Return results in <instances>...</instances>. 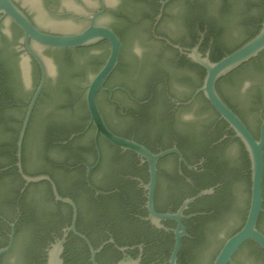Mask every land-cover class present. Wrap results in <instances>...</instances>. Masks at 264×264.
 Here are the masks:
<instances>
[{
	"label": "flooded vegetation",
	"instance_id": "obj_1",
	"mask_svg": "<svg viewBox=\"0 0 264 264\" xmlns=\"http://www.w3.org/2000/svg\"><path fill=\"white\" fill-rule=\"evenodd\" d=\"M12 1L44 34L82 31L93 19L94 25L108 27L118 35L122 69L113 76L114 71L104 84L110 92L96 94L97 107L116 136L142 145L153 155L172 149L182 155L183 161L177 153H170L156 163L153 209L157 214L174 215L185 201L213 190L182 212L180 222L186 235L181 237L177 253L178 264H212L230 234L245 222L251 196L249 160L228 125L204 96L196 93L204 78L196 68L200 66L162 39L182 49L198 47L203 55L210 54L214 42L213 37L207 38V31L211 26L218 28V3L174 0L164 7L158 20L162 0ZM176 1L181 3L173 10ZM252 8L256 14L241 26L245 37L231 46V34L219 37L221 53L236 47L260 26L264 4L256 0ZM187 13L192 16L184 24ZM108 19L116 26L107 24ZM171 20L179 21L178 39L163 31ZM99 48H104L103 56L108 57L106 41L75 49L26 41L23 30L9 16L0 14V249L12 236L0 264H46L50 251L71 226L72 208L56 201L45 181L25 186L16 167L17 139L42 81V67L45 82L22 145L23 173L50 177L58 194L74 202L75 229L97 251L96 264L127 259L139 264H168L177 223L161 220L163 228H158L149 220L148 163L101 136L98 156L95 128L89 126L86 105L87 85L93 76L85 77L83 72L92 69ZM77 54L85 55L83 61ZM243 77L246 80L237 81L231 88L220 87V94L258 139L264 121V56L253 59ZM85 115L88 119L82 126ZM236 144L238 150L233 151ZM37 161L45 168L30 170ZM262 190L263 212L257 228L264 234V173ZM237 219L239 224L221 234ZM256 247L254 264H264L259 256L264 251ZM240 249L233 256L236 264H244L238 258ZM60 259L63 264H93L89 245L72 232L62 246Z\"/></svg>",
	"mask_w": 264,
	"mask_h": 264
},
{
	"label": "water",
	"instance_id": "obj_2",
	"mask_svg": "<svg viewBox=\"0 0 264 264\" xmlns=\"http://www.w3.org/2000/svg\"><path fill=\"white\" fill-rule=\"evenodd\" d=\"M174 0H162L160 1V12L157 16V19H161L164 7ZM231 10L229 15H226L224 18L228 20V33L231 34L232 42L229 46L234 45L236 42L245 37L246 32L241 30L242 19L245 17H251L256 14V11L252 8V4L256 0H229ZM181 2H176L175 6L171 9H175L180 5ZM0 14L9 16L24 32L26 41L32 39L36 44L50 47V48H64V49H75L82 47H89L95 45L101 41L108 42L110 46L109 55L99 69V71L91 78L90 82L87 85L86 91V105L90 115V124L95 128V145L98 150V156H100L98 137H103L106 141L112 145L124 150L132 152L141 158H143L148 163L149 168V183L146 185L148 189V210H149V220L153 225L158 228H163L160 225L161 220H173L177 223V228L174 230L175 243L174 248L171 253L168 264H178L177 263V253L180 248V239L186 235L183 226L180 222V219L183 217L182 212L187 208L188 204L193 202L196 198H199L204 195H211L213 190H206L198 194L194 199L185 201L178 212L174 215H159L153 209V190L156 182V163L163 156L170 153H177L179 155V160L183 161L182 155L178 152L177 149H172L158 155L151 154L145 147L137 144L134 141L127 140L113 134L108 127L106 126L104 119L97 107L96 104V94L99 91H109L104 89V84L113 74L119 63L120 51H121V41L118 35L110 28L105 26H96L93 24V19L91 24L84 30L76 29L73 32L66 34H44L39 32L28 20V18L18 9V7L13 3L12 0H0ZM107 24L116 26V22L112 19L105 21ZM179 21L171 20L168 21L167 26L163 28V31L175 38H179L178 28ZM66 29V28H65ZM64 30V29H63ZM164 40L170 47L178 50L190 59L194 64L202 67L205 71V75L202 81L201 87L197 90L196 93H201L209 105L214 109L218 114L220 119H222L227 125L228 128L233 132L234 137L238 139L245 148V151L249 160V169H250V181H251V196L249 209L247 211L246 219L243 226L232 236H230L223 244L222 248L218 252L212 264H236L233 261V256L240 249L242 245L246 242H253L261 250L264 251V234L259 231L257 228V222L260 214L263 212V173H264V121L260 127L259 138L255 139L252 134L248 131L245 124L242 120L234 113V111L225 103L222 99L218 89V82L224 77L228 76L235 70L239 69L244 64L255 59L261 52L264 51V16L260 24V29L257 34L252 38L243 43L240 47L232 51L231 53L225 55L217 62H212L210 59L209 52L203 55L198 47L192 49H182L179 46L173 45L168 40ZM135 44V43H134ZM133 44V45H134ZM30 54L35 60L41 65V61L36 54L30 50ZM97 59L101 60L106 54L104 48H99L96 51ZM85 55L77 54V59L83 61ZM42 67V66H41ZM93 68V67H92ZM43 70L42 81L35 92L25 115V118L22 122V126L19 132V136L16 143V167L21 178L25 182V186L29 184H37L39 182H47L52 190L53 197L56 201L62 202L69 205L72 208V219L71 226L67 230H64L61 239L56 242L53 249L49 253V258H47L46 264H63L60 259V253L62 251V246L66 242V239L69 235V232H72L75 236L79 237L85 241L91 251V261L95 263V254L97 251L92 249L88 240L85 236L78 233L75 229V222L77 217V211L75 204L72 200L68 198H62L56 189L54 182L50 177L46 175L39 176H27L23 173L22 161H21V151L23 140L25 137L27 125L33 107L38 99V96L41 92V89L45 82V71ZM91 74V70L88 72ZM244 76V75H243ZM247 77L239 78L237 81L246 80ZM110 92V91H109ZM187 104V103H186ZM87 127V129L89 128ZM79 134L73 135L76 137ZM33 154L36 156L35 149H33ZM233 151L238 150V145L236 144ZM98 163V161H97ZM45 166L39 161L32 165L29 169H44ZM239 219L234 220L231 224L227 225L224 231H221V234H226L229 232L230 228L239 224ZM12 236H10L9 244L0 249V257L5 254L11 246ZM256 255H252L250 252V247H243L239 252L238 258L244 262V264H254L257 260ZM253 261V262H252ZM117 264H139L138 261H132L127 259L126 261L119 262Z\"/></svg>",
	"mask_w": 264,
	"mask_h": 264
},
{
	"label": "trees",
	"instance_id": "obj_3",
	"mask_svg": "<svg viewBox=\"0 0 264 264\" xmlns=\"http://www.w3.org/2000/svg\"><path fill=\"white\" fill-rule=\"evenodd\" d=\"M177 1H187V0H177ZM177 1H176V2H177ZM214 2H215V4L218 3V5H215V6H217V11H216L217 14H216V16H215V23H216V25L218 26V28H217V27L214 28L213 26H211L210 28H208V31H207V32H208V36H207V38L210 37V36L213 37V42H214V43H213V46H212L211 51H210V59H211L212 62H217V61H219L222 57H224L225 55L231 53L232 51H234L235 49H237L238 47H240L243 43H245L247 40H249L250 38H252L255 34H257L258 31H259V29H260V26L256 28L255 33H254L253 35H250V36L246 37L244 40L240 41V42L238 43V45H236V47H235V46H234V47H230V48H228V49L226 50V52H225L224 54L221 53L220 48H219V44H218V40H219V37L221 38L223 35H225L226 33H228L227 28H228L229 22H228V20L225 19L224 17H225L226 15H229L230 10H231V6H230L231 4H230V2H229V3L226 2V0H218V1H217V0H215V1L210 0V1H208V4L211 5V4H214ZM261 2H263V4H264V0H261ZM226 3H228V4H226ZM188 6H189V8H190V5H189V4H188ZM213 6H214V5H213ZM190 9H191V8H190ZM191 16H192V15H191ZM191 16H189L188 13H187V15H186V17H185L186 20H183L184 24H186V23L188 22V19H189ZM263 16H264V10H263V13H262V17H263ZM248 20H249L248 17H246V18L244 17V18L242 19V22H244V21H248ZM263 53H264V52H261V53L259 54V56H264ZM106 58H107V56L104 57V58H102L101 60H95L94 65H93V68L91 69V75H92V76H94V75L99 71V69L103 66L104 62L106 61ZM252 62H253V60L249 61L248 63H246V64H244L243 66H241L239 69L235 70L234 72H232V73L229 74L228 76H226V77H224L223 79H221V80L218 82V84H217V89H218L219 93H220V87H222L223 85H226V86H228V87L231 88V86H232L233 84H235L239 78H242L243 75L246 73V71L252 67ZM121 67H122V66H121V64H120V62H119V66H118V68L115 70L113 76H114L118 71H120V70L122 69ZM120 68H121V69H120ZM196 68L199 69V70L201 71V78H203V76H204V74H205L204 69H203V68H200V67H197V66H196ZM119 69H120V70H119ZM83 75H84L85 77H87V76H88V73H87V72H83ZM113 76H112V77H113ZM111 79H112V78H111ZM232 87H233V86H232ZM220 95H221V94H220ZM221 97L223 98L222 95H221ZM223 100L225 101V103L228 102L226 99H223ZM80 101L82 102V103H81L82 106H84L85 101H84L82 98H80ZM226 104L228 105V103H226ZM228 106H229V105H228ZM229 107H230V106H229ZM230 108H231V107H230ZM87 119H88V115H87V116L85 115L84 118H83V120H82V126L86 124ZM232 133H233V132H232ZM238 230H239V229H237L234 233H236ZM234 233L230 234V236H232ZM250 243H251V242H250ZM243 247H250V252H251V254H254V255L257 256V247H256L255 244H253V242H252L251 244H246V245L243 246ZM243 247H242L240 250H242ZM259 256L262 257V258H264V253H263V252H260V253H259Z\"/></svg>",
	"mask_w": 264,
	"mask_h": 264
}]
</instances>
